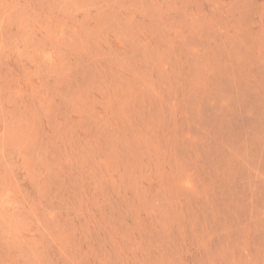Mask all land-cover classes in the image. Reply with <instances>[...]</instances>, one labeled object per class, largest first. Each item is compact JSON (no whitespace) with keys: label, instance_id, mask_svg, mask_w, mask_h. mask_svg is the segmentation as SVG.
Wrapping results in <instances>:
<instances>
[{"label":"rangeland","instance_id":"obj_1","mask_svg":"<svg viewBox=\"0 0 264 264\" xmlns=\"http://www.w3.org/2000/svg\"><path fill=\"white\" fill-rule=\"evenodd\" d=\"M0 264H264V0H0Z\"/></svg>","mask_w":264,"mask_h":264}]
</instances>
